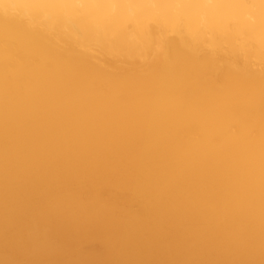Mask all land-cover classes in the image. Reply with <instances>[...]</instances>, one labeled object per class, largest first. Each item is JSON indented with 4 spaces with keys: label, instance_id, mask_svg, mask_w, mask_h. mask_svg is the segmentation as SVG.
<instances>
[{
    "label": "bare ground",
    "instance_id": "6f19581e",
    "mask_svg": "<svg viewBox=\"0 0 264 264\" xmlns=\"http://www.w3.org/2000/svg\"><path fill=\"white\" fill-rule=\"evenodd\" d=\"M0 264H264V0H0Z\"/></svg>",
    "mask_w": 264,
    "mask_h": 264
}]
</instances>
